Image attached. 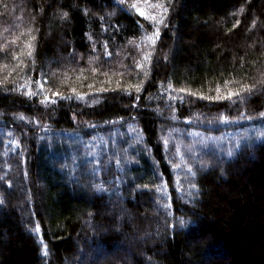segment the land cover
I'll return each mask as SVG.
<instances>
[{
  "label": "trees",
  "instance_id": "obj_1",
  "mask_svg": "<svg viewBox=\"0 0 264 264\" xmlns=\"http://www.w3.org/2000/svg\"><path fill=\"white\" fill-rule=\"evenodd\" d=\"M262 113L264 0H0V264H264Z\"/></svg>",
  "mask_w": 264,
  "mask_h": 264
},
{
  "label": "snow or ice",
  "instance_id": "obj_2",
  "mask_svg": "<svg viewBox=\"0 0 264 264\" xmlns=\"http://www.w3.org/2000/svg\"><path fill=\"white\" fill-rule=\"evenodd\" d=\"M121 2L123 3L124 2V0H121ZM155 7H159V8H162L164 11H167V9L164 7V5L163 4H158V5H154ZM132 7H134V8H136V10H137V12H139L140 13V15H145V13H144V11L142 10V9H140V8H137L136 7V4H132ZM63 16H65V17H67L68 16V13L67 12H64L63 13ZM152 19H155V17H152ZM162 22V21H161ZM156 35H157V37H158V32L156 33ZM33 39H35V37H33ZM29 55H31V52H29ZM109 55H110V53H109ZM42 86V85H41ZM253 87H255L254 85H244L243 87H242V89L241 90H245V89H247L248 91H251V89L253 88ZM136 90L137 91H139V87L137 86V88H136ZM181 91H184V89H181ZM28 94H35V93H28ZM56 95H59V93H56ZM232 95H238V93H234V92H229L228 93V96L230 97V96H232ZM46 99H47V97H46ZM261 115H264V113H262ZM99 187V186H98ZM181 223H183V221H181ZM40 230V228H39V225H37L36 226V228H35V231H39ZM45 255H47V246L45 245Z\"/></svg>",
  "mask_w": 264,
  "mask_h": 264
}]
</instances>
